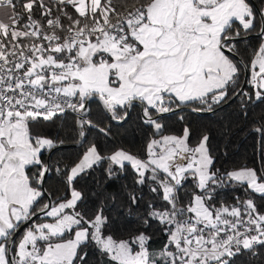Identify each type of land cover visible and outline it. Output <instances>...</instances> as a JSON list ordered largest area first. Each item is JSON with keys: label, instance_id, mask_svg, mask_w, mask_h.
I'll return each mask as SVG.
<instances>
[{"label": "snow or ice", "instance_id": "6c2138e0", "mask_svg": "<svg viewBox=\"0 0 264 264\" xmlns=\"http://www.w3.org/2000/svg\"><path fill=\"white\" fill-rule=\"evenodd\" d=\"M233 99L264 104V0H0V264H264V119L259 167L167 128ZM133 114L142 154L109 148ZM98 168L112 183L77 187Z\"/></svg>", "mask_w": 264, "mask_h": 264}, {"label": "trees", "instance_id": "16d2710c", "mask_svg": "<svg viewBox=\"0 0 264 264\" xmlns=\"http://www.w3.org/2000/svg\"><path fill=\"white\" fill-rule=\"evenodd\" d=\"M254 2L257 7L260 6V0H254ZM257 44L258 41L255 36L249 37L247 43L241 44V58L246 60ZM244 111L247 112V116L242 115ZM178 115H183L184 120L180 121ZM262 119H264V104L255 101L242 107L239 99H233L228 104L211 113L185 111L172 115L168 118L167 128L170 131L179 133L183 125L187 124L191 128L193 136L199 135L202 131H207L211 135L213 147L217 148L220 153L217 167L232 168L237 165L259 167L260 146L258 138L250 133L249 129L258 124ZM62 127L63 125L59 122L57 125L46 123L38 127L36 131L55 134L58 128ZM112 133L110 142L108 143L109 148L124 147L134 153L142 154L144 134L137 127L135 114L123 127L114 124ZM89 139H96L95 134L90 135ZM73 142L76 141L73 139L67 140V143ZM100 142L104 143L103 140ZM80 151H82L80 145L73 147L64 146L57 155L67 157L68 160L66 162H68L74 160ZM225 151L227 155H223ZM101 181H104L103 185H101ZM130 182V176L121 177L113 187H109L107 190L110 192L117 191L120 185L129 184ZM109 183L112 182L105 181L103 169L98 168L95 172L80 180L77 187L82 188L87 194H93L99 191L102 186L106 187ZM45 187L54 194H62L64 190L60 177L55 174L48 177ZM236 194L238 193L234 190L226 189L221 192L220 198L232 201ZM92 198L94 199V195ZM127 222L129 226L135 227L134 216L128 217ZM161 240V236L157 234L153 240V247H159Z\"/></svg>", "mask_w": 264, "mask_h": 264}, {"label": "water", "instance_id": "95a60500", "mask_svg": "<svg viewBox=\"0 0 264 264\" xmlns=\"http://www.w3.org/2000/svg\"><path fill=\"white\" fill-rule=\"evenodd\" d=\"M249 2H250L251 4H253V5H255L254 0H249ZM255 6H256V5H255ZM256 7H257V6H256ZM230 101H231V100H230ZM230 101H228L227 103H225V104H223V105H221V106L216 107V108L214 109V111L217 110V109H219V108H221L222 106L228 104ZM211 112H213V111H211ZM211 112H209V111L206 110V111H204V112H202V113H211ZM78 145H80V144L77 143V142H73V143H66L64 146L73 147V146H78Z\"/></svg>", "mask_w": 264, "mask_h": 264}]
</instances>
